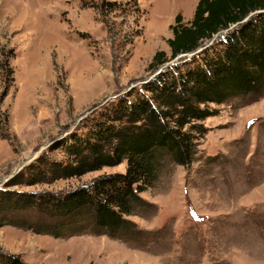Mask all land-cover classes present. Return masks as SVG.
I'll use <instances>...</instances> for the list:
<instances>
[{
	"label": "rangeland",
	"instance_id": "obj_1",
	"mask_svg": "<svg viewBox=\"0 0 264 264\" xmlns=\"http://www.w3.org/2000/svg\"><path fill=\"white\" fill-rule=\"evenodd\" d=\"M197 1L0 0V188L42 152L64 158L56 142L151 78L175 17L189 23ZM211 106L194 159H165L140 194L147 206L128 216L141 241L4 225L0 250L30 264H264V90ZM125 167L9 188L63 192Z\"/></svg>",
	"mask_w": 264,
	"mask_h": 264
},
{
	"label": "trees",
	"instance_id": "obj_2",
	"mask_svg": "<svg viewBox=\"0 0 264 264\" xmlns=\"http://www.w3.org/2000/svg\"><path fill=\"white\" fill-rule=\"evenodd\" d=\"M174 22L167 40L170 53L155 52L148 70L185 55L107 102L85 119L83 133L56 142L64 158L42 152L8 178L0 188V227L54 238L85 232L125 241L145 238L147 233L128 216L147 206L140 194L157 181L165 159L180 165L194 159L207 130L201 121L217 114L211 104L264 90V0H198L189 23H182L180 15ZM6 119L0 111V123ZM123 161L124 172L103 174L63 192L9 188ZM0 264L30 263L0 250Z\"/></svg>",
	"mask_w": 264,
	"mask_h": 264
},
{
	"label": "water",
	"instance_id": "obj_3",
	"mask_svg": "<svg viewBox=\"0 0 264 264\" xmlns=\"http://www.w3.org/2000/svg\"><path fill=\"white\" fill-rule=\"evenodd\" d=\"M251 14H252V13H250L247 17H245V18L243 19V21L247 20V19L250 17ZM199 50H200V49H196V50L192 51L191 53H189L188 55H191V54H193V53H195V52H197V51H199ZM184 55H185V54H181V55L175 57L172 61H169L168 63H165V64L161 65V66L158 68V70L155 71V72H153V74H152L150 77H152L155 73H157V72H158L160 69H162L163 67H165V66H167V65H169V64H171V63H173L178 57H181V56H184Z\"/></svg>",
	"mask_w": 264,
	"mask_h": 264
}]
</instances>
